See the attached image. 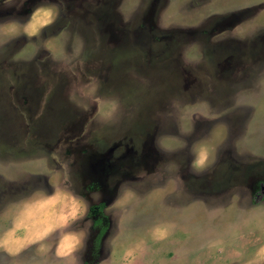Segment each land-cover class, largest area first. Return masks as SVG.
<instances>
[{"label": "rangeland", "instance_id": "374dc122", "mask_svg": "<svg viewBox=\"0 0 264 264\" xmlns=\"http://www.w3.org/2000/svg\"><path fill=\"white\" fill-rule=\"evenodd\" d=\"M0 264H264V0H0Z\"/></svg>", "mask_w": 264, "mask_h": 264}, {"label": "crops", "instance_id": "0c3cea01", "mask_svg": "<svg viewBox=\"0 0 264 264\" xmlns=\"http://www.w3.org/2000/svg\"><path fill=\"white\" fill-rule=\"evenodd\" d=\"M62 214H61V211L59 209H55L53 213H49L48 210L46 212V214H39V215H36L35 219L37 221V225L36 226H42L41 230H40V234L41 233H53L55 232L57 229H59L60 227H62L63 225V219H61ZM28 217V216H26ZM32 222V220H31ZM49 223H52L53 226L48 228V224ZM27 226H30V221L27 223L26 227ZM38 233V234H39ZM47 236V235H45ZM44 236V237H45ZM40 238V236L37 238V240Z\"/></svg>", "mask_w": 264, "mask_h": 264}, {"label": "clouds", "instance_id": "9594fccd", "mask_svg": "<svg viewBox=\"0 0 264 264\" xmlns=\"http://www.w3.org/2000/svg\"><path fill=\"white\" fill-rule=\"evenodd\" d=\"M202 160H203V153H201V155H200V159H199V160H197V161H196V163H201V162H202Z\"/></svg>", "mask_w": 264, "mask_h": 264}, {"label": "trees", "instance_id": "16d2710c", "mask_svg": "<svg viewBox=\"0 0 264 264\" xmlns=\"http://www.w3.org/2000/svg\"><path fill=\"white\" fill-rule=\"evenodd\" d=\"M97 222L99 223V222H101V221L98 220ZM100 233H101V234L105 233V229H102V230L100 231Z\"/></svg>", "mask_w": 264, "mask_h": 264}, {"label": "flooded vegetation", "instance_id": "af4514ba", "mask_svg": "<svg viewBox=\"0 0 264 264\" xmlns=\"http://www.w3.org/2000/svg\"><path fill=\"white\" fill-rule=\"evenodd\" d=\"M102 230V229H101Z\"/></svg>", "mask_w": 264, "mask_h": 264}]
</instances>
